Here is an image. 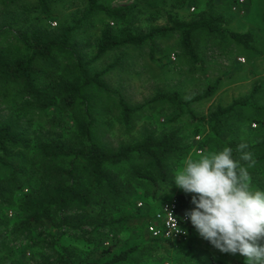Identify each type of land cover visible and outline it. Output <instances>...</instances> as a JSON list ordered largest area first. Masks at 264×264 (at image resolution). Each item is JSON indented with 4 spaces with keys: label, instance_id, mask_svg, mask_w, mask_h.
Masks as SVG:
<instances>
[{
    "label": "trees",
    "instance_id": "trees-1",
    "mask_svg": "<svg viewBox=\"0 0 264 264\" xmlns=\"http://www.w3.org/2000/svg\"><path fill=\"white\" fill-rule=\"evenodd\" d=\"M58 1L1 0V3L7 7L28 8L29 13L35 9L48 15L52 5ZM100 13L122 27L116 29L110 23L105 24L96 41L95 54L88 57L86 53L91 39L79 38L89 35L88 25ZM14 19L20 18L15 16ZM227 23L225 16L211 14L191 21L171 19L170 26L153 27L139 34L133 31L131 7L114 8L98 0H88L82 15L71 24L51 30L30 24L17 33L9 26L8 31L1 33L10 35V38L0 44V97L14 88L26 100L24 112L28 113V108L29 112L30 109L45 112L60 108L71 115L75 124L71 136L62 140L32 137L17 120L0 121V167L6 171L0 178V213L7 206L18 212L14 231L30 239L52 235L55 240L51 246H59V237L64 229H80L83 223V220L67 218L64 214L68 210L93 212L87 217L93 224L88 233L93 235L101 227L117 224L123 229L127 227L131 214H122V211L113 213L108 209L107 202L111 200L113 205L120 206L137 182L146 181L155 188L162 185L173 190L170 160L187 151L179 130L157 133L150 125H145L135 136L133 132L139 107L128 104L123 94L111 89L103 79L112 65L96 72L89 67L115 49L139 46L148 41L154 46L157 38L173 32L181 35V45L194 63L200 62L195 37L199 30L230 37L249 48L253 33L235 32L225 27ZM216 87L211 86L202 97L213 95ZM255 93L256 90L244 99L235 100L230 106H217L207 119L212 130L220 131L216 128L219 126L217 123L222 127L223 122L238 108L253 106ZM161 96L172 103L182 101L175 93ZM262 119L256 121L261 122ZM116 125L128 135V139L115 146L108 139ZM234 146L230 142L229 147L233 151ZM258 146L264 147V140L249 147ZM233 156L238 159L235 152ZM132 157L136 160L130 163ZM125 162L130 164L125 168L117 167ZM240 164L243 165L241 161ZM174 196L182 207L191 204V196L187 194ZM4 224L6 222L1 215L0 264H20V249L8 242L2 227ZM191 239L192 236L187 242L168 243L154 238L159 243L177 248L184 245L190 248ZM114 249L110 244L102 251L103 258H86L79 264H123L137 247L119 252ZM64 262L75 264L67 259Z\"/></svg>",
    "mask_w": 264,
    "mask_h": 264
},
{
    "label": "rangeland",
    "instance_id": "rangeland-1",
    "mask_svg": "<svg viewBox=\"0 0 264 264\" xmlns=\"http://www.w3.org/2000/svg\"><path fill=\"white\" fill-rule=\"evenodd\" d=\"M100 3L118 8L133 9V31L139 34L148 32L153 27L170 26L171 19L191 21L211 14H221L227 18L225 27L240 33L252 32L253 41L249 48L235 42L230 37H219L205 30L196 32L197 51L200 62H192L181 45V35L173 32L157 38L155 45L146 42L139 46L115 49L108 53L89 69L101 71L112 65L103 76L111 89L119 90L126 102L132 107H139L135 121V136L145 125H150L157 133L179 130L187 151L184 155L170 160V171L176 172L188 159H197L198 153L208 154L229 147L246 143L251 154L249 161H241L247 168L253 189H264V147L250 148L258 141L264 140V0H246L248 10L240 14L233 9L235 0H98ZM88 4V0H59L52 5L48 15L35 9L4 6L0 0V44L10 35L4 33L13 28L15 33L30 24L48 29L71 24L79 18ZM18 16L20 19H14ZM15 20V21H14ZM121 29V25L112 22L104 14L95 15L88 25L89 35L79 40L91 39L86 56L95 54L96 41L105 24ZM239 58H244L242 62ZM217 85L210 97H202L211 86ZM256 90L253 106L238 108L223 122L217 123L212 130L207 119L217 106H230L235 100L248 97ZM175 93L179 102H169L161 95ZM202 97L201 99H196ZM26 100L17 94L14 88L6 96L0 97V121H14L30 135L44 138L65 140L75 130L71 115L60 108L45 112L28 108ZM258 120V126L252 122ZM116 125L108 141L112 145L128 139ZM223 128L222 130L220 129ZM199 134V136H197ZM136 158L132 157L131 162ZM130 163H122L125 168ZM6 174L0 167V178ZM172 188L162 185L155 188L143 181L137 182L126 200L120 206L108 200V209L116 213L131 214V219L122 228L119 224L101 227L97 233L90 235V219L93 212L78 209L68 210L64 215L74 221L83 220L80 229H64L59 237V246H51L55 237L44 236L30 239L14 231L13 225L18 220V212L12 207L2 209L0 216L6 222L4 228L8 242L19 251L20 264H66L65 259L79 264L86 258H103V250L113 244L118 252L128 247H137L136 251L123 264H244L241 256L231 257L215 249L202 239L197 232L187 245L175 247L154 240L148 232L147 224L165 199L178 193H184L175 184ZM185 194V193H184ZM191 196L192 194H187ZM140 204H142L140 206ZM58 229L55 233L58 234ZM28 244V245H27ZM189 247V246H188ZM18 264V263H16Z\"/></svg>",
    "mask_w": 264,
    "mask_h": 264
},
{
    "label": "clouds",
    "instance_id": "clouds-1",
    "mask_svg": "<svg viewBox=\"0 0 264 264\" xmlns=\"http://www.w3.org/2000/svg\"><path fill=\"white\" fill-rule=\"evenodd\" d=\"M248 145L198 153L173 173L171 180L194 205L186 210L198 235L222 253L238 254L244 264H264V189H253L247 168Z\"/></svg>",
    "mask_w": 264,
    "mask_h": 264
},
{
    "label": "built area",
    "instance_id": "built-area-1",
    "mask_svg": "<svg viewBox=\"0 0 264 264\" xmlns=\"http://www.w3.org/2000/svg\"><path fill=\"white\" fill-rule=\"evenodd\" d=\"M233 11L245 14L248 9L246 0H237L232 7ZM244 62V58H239ZM264 123V118L262 119ZM258 122L253 121L252 127H257ZM142 204H140L141 206ZM194 205L191 203L182 207L175 196L162 201L157 211L151 216L147 224V230L154 238L162 239L166 242L181 243L190 240L196 232L190 221L185 218L186 210H190Z\"/></svg>",
    "mask_w": 264,
    "mask_h": 264
}]
</instances>
